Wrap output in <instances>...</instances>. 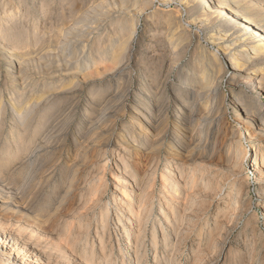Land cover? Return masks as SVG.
<instances>
[{
	"label": "bare ground",
	"instance_id": "obj_1",
	"mask_svg": "<svg viewBox=\"0 0 264 264\" xmlns=\"http://www.w3.org/2000/svg\"><path fill=\"white\" fill-rule=\"evenodd\" d=\"M36 1L41 15L48 17L53 0ZM60 1L64 5L72 3V0ZM161 1L167 4L180 1L187 14L212 29L208 39L227 57L229 68L233 69L229 83L235 93L243 95L245 87L263 93L264 0ZM32 3L33 0H22L17 12L15 7H9L5 9L4 16H0V82L3 81L4 87L9 90L10 108L13 109V125L5 134L4 130L8 127L6 114L2 111L3 105L0 107V264H149V241L154 249L155 264H177L182 243L191 239L198 223L203 222L206 216L203 212L214 206V199L229 184L231 190L226 197L229 199L227 207L218 208L212 228L209 227L206 232L207 228L202 227L199 234L202 240L208 236L212 250L208 255V264H223L222 257L228 249L227 241L219 248L223 223L230 218L234 227L238 226L239 221L235 220L245 211L240 200L234 201L238 180L225 181L212 165L206 162L196 164V159L207 158L211 152L206 144L203 148L190 145L197 139L195 124L201 109L208 112L198 118L202 122L198 142L202 143L205 139L208 143L217 131L208 126L207 119L212 115L213 107L205 104L209 98L218 95L227 75L219 56L203 50L198 40L194 53L197 65L193 72L184 78L179 74V68L175 75L192 42L186 36L180 11L164 13L165 18H160L168 36L167 43H161L167 46L160 51L149 50L151 57L158 59L154 66L158 73L151 76L144 74L145 84L140 82L142 87L135 92L131 91L133 81L128 79L117 90H106L99 98L94 96L89 100L97 107L106 104L104 114L112 113L116 118L125 113V101L132 98L136 104L130 110L131 123L123 127L118 151L114 154L113 175L119 183L122 198L121 204L114 208V215L111 205H103L99 195L106 187L105 177L100 178L102 165L115 146L110 134L116 132L117 124L105 122L103 127L100 126L101 132L93 121L86 125L88 132L84 135L90 136L92 145L81 147L72 164L63 166L61 145H51L52 120L55 112L59 113L64 106L63 103H70L72 107L79 103V94L77 98L75 94L80 85L73 80L91 66L108 59L109 69H115V78L127 75L124 62L133 59L129 44L137 34V17L152 6V0H103L91 11L96 14L88 21L91 25L84 23L90 20V17L84 16L80 21L84 25L77 30L78 34L71 36L72 32L67 30L58 38L49 36L53 29L47 24L43 27L35 25L29 8L22 9ZM104 19L116 23L109 39H91L89 36H94L95 30L93 26ZM30 27L33 29L30 30ZM75 38L82 41L76 42V48H73ZM32 39L36 44L34 46L42 45L39 48L41 52L38 49L40 53L36 48L29 47ZM150 41L155 43L154 39ZM49 42L60 46L65 44V49H70V52L43 48ZM54 64L58 69L55 70ZM169 91L173 93L175 120L180 123L177 129L181 137L176 145L168 148L170 156L167 159L166 155L164 159L166 169L162 177L164 190L160 202L163 222L159 224L162 239L158 237L159 228L155 221L149 238L148 226L156 208L155 196L150 190L156 184L158 168L163 162L162 152L167 140L164 115L170 109L165 101ZM243 96L242 99H234V106L247 125L246 140L254 142L256 136L260 140L252 156L243 149L241 142L233 145L228 172L241 174L246 159L250 157L252 172L264 181V117L259 116L262 105L247 95ZM239 101H242L241 104H237ZM113 103L118 106L114 107ZM134 151L138 154L137 159L142 152L149 157L148 166L136 168L132 157ZM176 155H180L181 159L175 161L173 157ZM92 172L95 175L91 177ZM77 193L81 198L76 206L72 201ZM260 194L264 196V187L260 188ZM209 197L213 200L207 206ZM98 208L101 211L91 218L89 211ZM76 226L78 233L74 231ZM92 229L95 230L94 235ZM113 234L116 235L115 242L112 241ZM161 243L165 246L161 247ZM229 253L227 261L230 260V264L252 263L254 251L250 246L242 250L232 248ZM208 258L200 247L195 252L194 264H204Z\"/></svg>",
	"mask_w": 264,
	"mask_h": 264
},
{
	"label": "rangeland",
	"instance_id": "obj_2",
	"mask_svg": "<svg viewBox=\"0 0 264 264\" xmlns=\"http://www.w3.org/2000/svg\"><path fill=\"white\" fill-rule=\"evenodd\" d=\"M20 1L22 0H0V16H4L5 9H8L9 7H15L14 11L17 12L18 7L20 6ZM102 1L103 0H72L71 4L64 5L60 0H53L50 7L51 8L50 13L53 14L51 15L48 12L49 13L47 15L48 17L46 16L43 17L44 15H41L38 7H36V3H37L36 0L35 1L33 0V3L30 4L31 7L28 6L29 4H27L22 9L29 8L31 13L33 14L35 25L37 24L40 27H43L47 24V27L50 28L52 27L53 29V30L51 29L52 34L49 33V36L52 35L58 38V36L65 34L67 30L68 32L70 31L69 33L72 32L71 36H74L76 33L78 34L77 30H80L81 27L84 25L80 22L84 16L90 17L88 18L90 20H86V22L84 23H89L88 25H91L90 22L88 21H91L92 18L95 17L94 15H96L91 11H93L96 6H99V4ZM178 10L182 15L181 21L182 24L184 25L183 28H185L186 36L188 37L189 40H191L192 46L191 48L188 49L183 60L180 62L178 68L175 71V75L176 72H178L179 68L181 69V71H179L180 72L179 74L182 75L184 78H188V74L193 72V69L197 65V63L194 62V53H195V45L198 42V40H200L203 50H207L211 53L213 52L214 54H217V56H219L221 63L224 64V69H225L224 71L225 73L227 72V75L225 76V80L221 83V86L219 88L218 95L209 98V100L207 101L208 103L205 104L210 107H213V113L208 117L209 119H207V121H208V126L217 130L216 134L210 139L208 143L205 139L203 140L202 143L198 142V137L200 136L199 134H201L200 126L202 124V122H199L200 119L198 118H201L203 114H206L208 112L206 109L204 110L203 108L201 109L202 111L200 112V115L197 117L195 124L196 126L199 125L198 127L195 126V134L197 135V139H194L190 144L192 146L199 148H203L204 145L206 144V148L210 149L209 151L211 152L207 158L196 159L195 162L196 164L201 162H206L207 164L212 165L214 171L217 174L222 175L225 178V181H227L228 179L230 181L238 180L237 188L234 194V198H235L234 201L240 200L244 205L242 208L245 207L244 208L245 211L242 212L243 216L241 215L239 218L235 220V221H239L238 226L234 227L233 220L230 218L225 221V224L223 223V229L221 232V236L219 237L220 240L219 248L223 247L225 241H227V248H228L226 253H224L222 257L223 264L231 263V261L229 260L230 261L229 262L227 261V259H230L229 252L232 248L234 249L241 248L242 250L246 246H250L251 248H253L254 251L252 258L253 260L251 264H264V196H261L260 194V188L264 187V181L259 180L257 176L252 172V169L250 167V157L246 159L243 166V172L241 174H233L231 171L228 172L229 168L231 167V162L229 159L233 154V145L241 142L242 144L241 143L240 144L243 145L242 146L243 149L249 152V156H252L254 154V149L258 148L259 145L258 140H260V137L258 136H256L254 142L250 140H246L245 134L247 132L246 131L247 125H245L238 116L239 110H237L234 106V99H242L244 97L243 95H247V97H249L251 100L254 99L255 101H258L262 105V109H261L262 112L259 113V116L264 117V90L262 94H259L257 91L247 89L245 87L243 95L242 93H235L236 90L229 83V80L233 74V69L229 68L227 57L222 55L221 52L219 51V48L216 45L211 44V42L208 39L209 36L212 34V29L205 27L202 23H200V21L198 20L196 21L194 19L195 18L194 16L187 14L185 11L186 7L182 5L180 1L167 4L162 2L161 0H152V6L143 15L137 17V20L139 21L137 26V34L135 36V39H133L129 44V51H131L129 53L132 54L133 59L130 61L126 60L124 62L125 65L123 64L127 68V75H124L120 79L115 78L113 76L115 69L114 70L109 69L108 66L110 64L108 63V59H106L102 64H99L97 66H91L87 71L83 72L82 74L80 73L77 79L73 80V82H78L79 83L78 85H80L78 92L75 94L76 95L75 98H77L79 94L78 96L79 103H75L76 107L75 106L72 107L70 103L67 105L66 103H63L64 106L62 104H61L62 106L60 105L61 112L60 111L59 113L55 112L56 115L52 120L53 126L51 127L52 128L51 145L52 146L54 145L53 147H56L59 146L60 144L61 145L60 148L64 153L63 154L64 158L62 161L63 166H66L67 163L71 165L72 162L74 161V158H76L75 156L77 152L80 150L81 147H82L81 149H83L84 147L88 148L90 145H92L90 144L91 143L90 136L89 137L88 135L85 136L86 132H88L86 125H88L93 121V123L100 129L99 131L101 132V129L103 125H105V122L106 123L108 122V124L110 123L111 125L115 123L117 124L118 127L116 129V132L110 134L113 136L110 137L113 138V143L115 144V146L113 150H111V153L108 156L106 162L102 165V173L100 178L105 177L106 187L102 191V194L99 195V197H102L103 205L110 204L112 208L111 212L115 215L116 210L114 208L119 204H121L122 198L120 197L121 193L119 192L120 190L119 183L117 182V180H115L113 175L115 171V163H116L115 161L116 156L114 154H116L118 151L117 149L118 139L120 138V133L123 127L131 123L130 110L133 107H135L136 104L134 102V99L132 98L125 101L124 102L125 103L124 105L126 106L125 113L122 115V117L116 118L112 113H110V115L108 114V112L107 115L104 114V110H105L104 105L106 104L97 107L95 105H92L89 100L94 96L99 98L101 94L106 90H113V91H115V89L117 90L130 79L133 81V84L131 85V91L135 92L137 90H140L142 85L145 84V81L143 80L144 74H147V76H151L154 73H158V71L155 72V67H154L158 59L153 56L151 57L149 50L153 51L152 50L153 48L155 49V51L157 50L160 51V49L163 48V46L164 47L167 46L166 43H167L168 32L164 28V23L163 20L160 18V16L161 17L163 16L162 18H165L164 13L167 12L173 13V11H178ZM49 15L51 16V18ZM104 20L100 21L101 23L99 21L97 22V24L99 25L98 26L99 29L96 27L97 24L93 26V28H95L96 30V31L94 30L96 35L93 32L94 36L93 35L89 36L91 39H93V37H96L95 39L97 40L102 38L104 39L108 38L111 30L115 27L116 23L115 24H113V22L110 23V20L109 21L105 20L104 22ZM33 25L34 23H32V26ZM86 25L87 24H85V26ZM69 28H72L73 30ZM32 29L33 28L30 27V30ZM49 36L48 38H50ZM152 39H154L155 43L150 41ZM73 41H74L73 48H76V42L79 41L81 42L82 40H80L79 38H75ZM161 42H166V43H161ZM52 44L53 46H51ZM34 45L36 44L32 39L29 47L32 48L33 50H35L36 48V51L39 52L40 50L39 48H41L42 45H38L37 47ZM57 45L58 43L55 44L54 42L51 43L49 42V44L46 43V45H44L43 48L49 47L46 49H50V48L52 50L54 49V52L55 51L62 52V50L64 52L65 50L70 52V49L69 50H67V48L65 49V44L61 46L60 45L57 46ZM105 45L106 43L103 45V47ZM53 47H57V48H53ZM99 50L101 51L102 49ZM76 51L79 52V50L77 49ZM76 55H78V53ZM85 64L86 62L83 63V65ZM54 66H56L55 70L58 69L56 64H54ZM40 79L41 78H39V80ZM140 82H142V85L140 84ZM168 94L169 95L165 103L170 106V109L164 115L166 119V122L164 124V129L165 131H167V140L165 142V147L162 152L163 162L158 168V176H157L156 184L154 185L153 190H150L151 193H153V195L155 196L154 202L156 204V208H155V215L148 226L149 238L151 236L150 230L152 229L153 222L155 221L157 227L159 228V233H158L159 236L158 235L157 236L159 238L161 237L162 239V233L159 226L161 225L160 223L163 222L160 218L161 209H162L160 202L163 198V190H164L163 189L164 187L162 185L163 183L162 177L163 174H165V169H166V165H165L166 163L164 159L166 158V155H167V159L170 156V153H168V148L176 145L175 144L176 141H180V137H181V134L178 131L179 129H177V127L180 126V123H177L175 120V111H174L175 104L173 102V93L169 91ZM8 95H9V90L4 87L3 81L0 82V107L3 105L2 111L4 112V114H6L5 121L7 122V126H8L6 127L7 129L4 130L5 134H8V130L10 129L9 126L13 125L12 124L13 109L10 108V103H9L10 96ZM241 102L242 101H239L237 104H241ZM113 104H115L113 105L114 107L118 106L117 103H113ZM69 109L71 112L69 111ZM88 111L90 113H88ZM67 119L69 120L67 121ZM104 119H106L107 121ZM62 121L63 123H61ZM62 125H64V128H62ZM100 126L102 127L100 128ZM255 134L257 135V132H254V135ZM216 139H217V144H215ZM136 154L137 152L135 151L132 154L136 168L139 167L145 168L146 164L149 163V157L145 155L144 152H142L139 154V158L137 159L138 154L137 155ZM173 159H175L176 161V160H180L181 158L180 155L179 156L176 155L173 157ZM92 173L90 174L91 177L94 176L97 172L94 171L95 174ZM19 183H21V180ZM230 190L231 189H229V184H227L222 194L219 195L216 199H214V203H213L214 206H212L210 209H206L203 212V214L206 215L203 219V222L198 223L199 224L198 228L195 229L191 239L182 243L181 245L182 247L180 248V250L182 251H179L176 258L177 264H194L195 252L200 247L203 248V250L205 251L207 258L208 255L211 254L212 250L208 243V236L206 235L205 238L202 240V238H200L201 235L199 234L201 233L202 227L203 229L204 227L207 228L205 230L206 232H208V230L212 228V224L214 223V217L217 215L218 208L227 207V203L229 202V199L226 197L230 192ZM115 192L118 194H115ZM80 198L81 197L77 193L75 195L74 200L72 201V204L76 206L79 205ZM114 199L116 200V203H114ZM212 200L213 197H209L207 199V203H208L207 206L210 205ZM100 211L101 209L98 208L96 211H89L90 213L88 215L91 218H93L94 214L95 213L98 214ZM206 219L208 221H206ZM207 222H209V224ZM77 230L78 227L76 226L74 228V231L78 233ZM94 231L92 229L91 233H93V235H94ZM112 241L113 242L116 241V235L114 234ZM162 245L165 246V244L161 243L160 246L162 247ZM147 248L149 253L147 255V259L150 262L149 264H153V263L155 264L154 249L150 241L147 243ZM208 262H209V258L204 262V264H208ZM117 263H118V259H117Z\"/></svg>",
	"mask_w": 264,
	"mask_h": 264
}]
</instances>
